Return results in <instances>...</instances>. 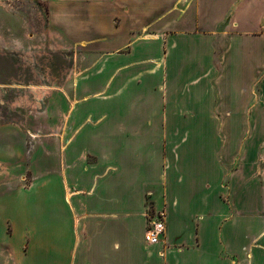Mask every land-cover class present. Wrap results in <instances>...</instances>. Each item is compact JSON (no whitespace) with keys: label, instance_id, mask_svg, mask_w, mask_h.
Wrapping results in <instances>:
<instances>
[{"label":"crops","instance_id":"1","mask_svg":"<svg viewBox=\"0 0 264 264\" xmlns=\"http://www.w3.org/2000/svg\"><path fill=\"white\" fill-rule=\"evenodd\" d=\"M46 1L92 64L30 153L0 124L7 260L264 264V0Z\"/></svg>","mask_w":264,"mask_h":264},{"label":"rangeland","instance_id":"2","mask_svg":"<svg viewBox=\"0 0 264 264\" xmlns=\"http://www.w3.org/2000/svg\"><path fill=\"white\" fill-rule=\"evenodd\" d=\"M50 15L46 0H0V124L18 123L27 130V153L35 149L36 139L58 133V126L48 124L49 102L92 64L84 47L51 26ZM147 210L149 215L161 212L151 203ZM5 217L0 214V264H16L6 256L10 247L19 246L20 232L13 237L9 222L6 233Z\"/></svg>","mask_w":264,"mask_h":264},{"label":"built area","instance_id":"3","mask_svg":"<svg viewBox=\"0 0 264 264\" xmlns=\"http://www.w3.org/2000/svg\"><path fill=\"white\" fill-rule=\"evenodd\" d=\"M167 228L166 213L161 211L155 215L148 214V224L145 232V240L148 244L159 243L165 235Z\"/></svg>","mask_w":264,"mask_h":264}]
</instances>
